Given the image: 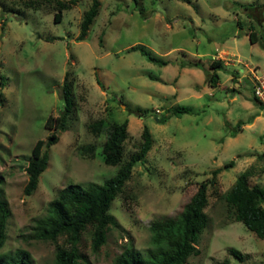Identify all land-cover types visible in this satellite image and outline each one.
Wrapping results in <instances>:
<instances>
[{
  "label": "rangeland",
  "instance_id": "374dc122",
  "mask_svg": "<svg viewBox=\"0 0 264 264\" xmlns=\"http://www.w3.org/2000/svg\"><path fill=\"white\" fill-rule=\"evenodd\" d=\"M58 1L71 0H0V89L5 95L0 188L12 211L0 254L24 249L33 264H54L57 248L70 244L66 236L56 242L31 237L36 220L47 215L49 202L68 184H103L118 172L121 165L105 163L103 145L108 127L128 120L124 160L140 149L147 126L153 147L112 204L118 224L106 244L95 252L93 227L82 234L81 264H110L126 246L146 252L152 247V223L180 215L200 183L231 160L236 165L210 189L199 253L185 264H264V238L236 220L222 195L248 169L250 184L264 187V108L252 92L255 75H264V19L243 7H259L264 16V0H98V15L83 40L81 23L94 0L71 4L55 22ZM251 30L258 34L255 43ZM140 45L169 63L156 64L130 51ZM213 60L223 63L216 87L207 82ZM67 73L74 82L75 109L67 129L60 131L47 122L63 113ZM174 105L192 111L171 116ZM139 108L147 112L139 116ZM99 119L106 127L97 135L91 124ZM54 131L60 139L50 149L45 143L49 165L28 196L24 187L32 150ZM91 146L94 152L86 150ZM231 247L244 254V261L230 253Z\"/></svg>",
  "mask_w": 264,
  "mask_h": 264
},
{
  "label": "trees",
  "instance_id": "16d2710c",
  "mask_svg": "<svg viewBox=\"0 0 264 264\" xmlns=\"http://www.w3.org/2000/svg\"><path fill=\"white\" fill-rule=\"evenodd\" d=\"M79 0H71L70 3L58 1V11L55 14V22L62 20L63 10L71 8V4H76ZM191 3L192 0H181ZM99 1L94 0L91 8L85 13L81 23L80 39L83 40L97 17L99 12ZM247 10L252 9V15L257 16L260 22L264 16L259 7L254 5H243ZM240 23V21H239ZM252 43L257 42L258 34L255 30L249 32ZM130 51H140L147 56L151 62L160 65H167L168 60L152 54L145 46H133ZM191 66H200V62H189ZM187 64H183L186 66ZM220 60H213L210 68L214 71L207 72V82L209 86L216 87L220 76L217 71L222 67ZM4 83L0 81V86ZM73 80L67 73L63 86L62 98L65 102L61 116L50 117L47 127H59L60 131L67 129V121L75 109ZM253 100L256 104L264 108L254 95ZM4 93L0 89V104L4 101ZM189 106L174 105L170 108L171 116L181 117L190 113ZM139 116H143L147 109L139 108L135 111ZM167 117L161 118L165 123ZM129 121L122 123L115 122L108 127V137L103 145L105 163L108 165H121L118 172L108 178L103 184L89 182L87 185L79 183L68 184L58 191L57 196L49 202L47 215L36 220L32 228L31 237L39 240L58 241L59 237L66 236L70 247L59 246L56 251L54 264H81L85 261V256L81 253L79 244L82 234L89 226L93 227L92 248L95 252L106 244L108 234L112 226L117 225L116 217L111 213V208L117 196L123 193L126 183L130 180L133 170L137 164L144 161L153 147V135L149 127H145L142 133V143L140 149L133 153L131 157L124 160L125 142L129 137ZM241 126V123L238 124ZM105 126V120L99 119L91 124V129L97 135L101 133ZM232 136H236V131H232ZM60 137L55 131L48 137L47 142L39 139L33 150L32 156L26 167L28 181L24 187L26 195L30 196L38 189L41 175L47 170L50 157L48 149L43 151L46 143L51 146L59 141ZM94 152V147L86 149ZM94 154V153H93ZM236 165L235 160L224 164V166L212 171V176L202 181L198 190L187 202L180 215L166 217L155 220L151 225L152 247L146 252L136 249L133 246L126 248L110 264H185L190 256L198 254L200 235L203 233L209 222L206 208L209 205L210 189L216 187L219 182L220 174ZM252 175L250 169L243 171L236 179L233 186L223 195L227 204L235 213L237 221H242L249 230L258 237L264 238V187L260 184L251 185L249 177ZM0 183L3 178L0 176ZM12 217V211L2 188H0V249H2L8 238V224ZM230 253L244 261V254L234 248H230ZM0 264H33L32 255L24 250L18 249L13 253H1ZM226 264L228 262L226 261Z\"/></svg>",
  "mask_w": 264,
  "mask_h": 264
},
{
  "label": "built area",
  "instance_id": "2783aa9c",
  "mask_svg": "<svg viewBox=\"0 0 264 264\" xmlns=\"http://www.w3.org/2000/svg\"><path fill=\"white\" fill-rule=\"evenodd\" d=\"M254 95L264 105V75H255Z\"/></svg>",
  "mask_w": 264,
  "mask_h": 264
}]
</instances>
